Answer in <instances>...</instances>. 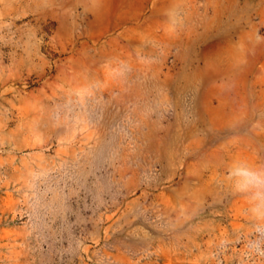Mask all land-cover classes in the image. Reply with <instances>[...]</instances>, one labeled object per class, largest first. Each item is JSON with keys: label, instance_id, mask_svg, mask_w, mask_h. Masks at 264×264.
<instances>
[{"label": "rangeland", "instance_id": "rangeland-1", "mask_svg": "<svg viewBox=\"0 0 264 264\" xmlns=\"http://www.w3.org/2000/svg\"><path fill=\"white\" fill-rule=\"evenodd\" d=\"M0 264H264V0H0Z\"/></svg>", "mask_w": 264, "mask_h": 264}, {"label": "clouds", "instance_id": "clouds-1", "mask_svg": "<svg viewBox=\"0 0 264 264\" xmlns=\"http://www.w3.org/2000/svg\"><path fill=\"white\" fill-rule=\"evenodd\" d=\"M232 175L238 178V187H243V181H245L249 176L257 175V173L253 172L251 169L246 166L239 165L235 167L232 171Z\"/></svg>", "mask_w": 264, "mask_h": 264}]
</instances>
